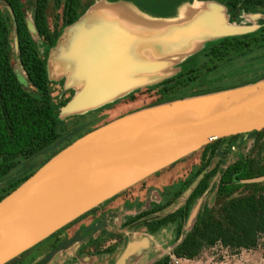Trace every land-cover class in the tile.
<instances>
[{
    "label": "trees",
    "instance_id": "1",
    "mask_svg": "<svg viewBox=\"0 0 264 264\" xmlns=\"http://www.w3.org/2000/svg\"><path fill=\"white\" fill-rule=\"evenodd\" d=\"M3 2L6 13L0 7V201L51 157L80 138L77 132H68L61 126L59 108L65 106L68 100L55 101L45 61L40 56L21 1ZM51 3L54 11L60 13V16L56 15L54 25L50 24L48 17ZM222 3L227 9L228 22L233 26H241L245 15L264 11V0H222ZM83 14L84 0H36L33 15L36 33L47 44L55 46L62 34L60 24L74 26ZM11 33L14 34L20 73L13 63L15 56L11 48ZM263 50L264 26L241 35L213 38L204 42L198 51L186 56L177 65L178 71L175 74L146 87L140 86L122 100L135 102L139 94H148L151 100L141 108L144 109L187 97L254 84L264 79V66L244 67L239 73L243 77L239 76L236 82L222 87L204 89L201 79L205 73L216 75L220 70L234 65L237 60ZM201 56L204 59L198 62L197 59ZM193 62L197 63L192 65ZM248 138L254 141L253 150L244 154ZM48 151L51 153L45 162L23 165V174L5 184L10 174L20 166L21 160L29 161ZM201 151L199 161L191 166L190 172L182 180L160 191L159 202H151L144 211V203L139 200L124 204L128 210L137 209L139 212L136 216L127 218L121 225L123 230L139 223L135 229H145L148 235L157 237L170 226L176 227L172 254L161 256L151 264H172L171 256L183 261H194L204 250L218 245L232 253H240L243 250H255L264 242V182L242 183L244 180L264 176V130L223 138L205 146ZM234 155L237 156L236 159L230 161ZM205 171L207 173L184 203L166 214V210L179 204L180 199ZM160 173L161 171L155 176ZM216 178L218 183L215 198L219 205H202L192 227L186 230L193 210L211 190L212 182ZM137 186L89 211L7 264L22 263L31 251L52 240L58 241L62 233ZM118 211L116 208L100 214L94 218L93 226L52 245L51 250L39 262L32 264H48L57 252L76 243L82 245L78 257L85 255L87 248H91L94 254L102 255L114 253L120 244L126 247L128 240L121 234L107 230L109 220ZM97 233L99 235L95 238ZM108 241H116V244L101 250ZM84 242L85 246L82 244Z\"/></svg>",
    "mask_w": 264,
    "mask_h": 264
},
{
    "label": "water",
    "instance_id": "2",
    "mask_svg": "<svg viewBox=\"0 0 264 264\" xmlns=\"http://www.w3.org/2000/svg\"><path fill=\"white\" fill-rule=\"evenodd\" d=\"M218 11L204 15L199 21L203 27L207 24L214 27V35L206 41L253 32L232 34L241 27L230 25L228 16L218 15ZM82 20L78 22L81 24ZM219 29L232 33L221 34ZM142 82L138 80V88ZM116 94L98 97L108 99ZM263 130L264 80H261L144 108L82 136L0 201V264L14 260L89 211L205 146ZM206 173L193 183L184 200ZM261 182L264 176L242 181ZM200 207L198 204L194 209L189 223L196 219ZM132 251L133 245H129L116 264H125Z\"/></svg>",
    "mask_w": 264,
    "mask_h": 264
},
{
    "label": "crops",
    "instance_id": "3",
    "mask_svg": "<svg viewBox=\"0 0 264 264\" xmlns=\"http://www.w3.org/2000/svg\"><path fill=\"white\" fill-rule=\"evenodd\" d=\"M215 10L211 3L202 0H190L189 3H180L179 0H93L86 3L84 0V14L80 17L83 22H79L81 27L77 29V37H80L82 31L85 32L82 37L84 42L78 41L74 36L69 43L82 51L95 40L102 53L99 58L85 57V64L77 68L71 66L67 69V74L60 73L63 64L57 69L55 63L64 54V51L58 54L61 36L55 46H50L38 35L34 37L40 56L45 61L52 90L53 79L61 80L62 93L59 99L54 97L55 101L68 100L65 106L59 108L62 128L71 133L77 132L81 138L118 118L141 110L129 108L130 110L116 111L124 108L125 104L129 107L130 101L126 103L122 99L138 89V80L143 81L140 85L143 88L172 76L178 71L177 65L186 56L198 51L202 43L214 35V27L208 24L203 27L199 21ZM90 60L99 65L85 76ZM91 78L101 79L106 87L113 86L111 93L117 94L112 98L100 99V91L90 101L76 104ZM152 177L155 174L149 178ZM116 208L120 210L121 207ZM84 223L80 222L73 233L68 230L62 233L58 241L52 240L34 249L20 264L39 262L51 250L52 245L93 226L95 219L87 225ZM98 235L97 233L94 237ZM126 240V247L123 246L121 250L117 247L106 258L103 254H94L91 248H87L85 255L78 257L82 245L76 243L57 252L48 264H116L129 245H133V251L125 264H139L146 253L154 249L155 242L147 234L133 235ZM82 244L86 245L85 242ZM34 251L36 255L32 254Z\"/></svg>",
    "mask_w": 264,
    "mask_h": 264
},
{
    "label": "rangeland",
    "instance_id": "4",
    "mask_svg": "<svg viewBox=\"0 0 264 264\" xmlns=\"http://www.w3.org/2000/svg\"><path fill=\"white\" fill-rule=\"evenodd\" d=\"M20 1L26 12L27 21L32 22V20L34 19L33 15L35 11L36 0H20ZM91 1L93 0H86V3L88 2L90 3ZM203 2L211 3L212 8L219 10L218 15L220 14L221 16H228L227 9L223 5L222 0H206ZM0 7L3 8V10L6 13L5 3L3 2V0H0ZM57 14L60 16V13H57L54 11L53 3H51L50 9L48 11V17H49V21L51 25H54ZM210 14H213V12H211ZM78 24L79 22L74 27L63 26L62 24H60V30L62 31V34H61V41L59 42V45H58V54L59 52L62 53L63 51H64L63 52L64 54L62 55V58L59 59V61H55L57 69L59 66H61L60 64H63V68L60 70V73L64 72L65 74H67V71H68L67 69L70 68L71 66L74 68H77L78 66L81 67L82 64H85V61H87L85 60V57L91 59V57L96 56L97 58H99V56L102 53V49L99 48V46L97 45L99 43L95 40L92 41L90 44H88L86 48H83L82 51L78 50V48H74L75 47L74 44L69 43L71 41L70 38L74 36H76L78 41L84 42V40H82V37L84 36L85 32L82 31V33L80 34V37H77L78 35L77 29L81 27V25H78ZM260 26H264V11L253 13L251 15H245L243 18V24L240 26L241 28L236 31H233V33L232 32L229 33L227 31L225 32L220 29H219V32L221 34H231V33L234 34L235 32L241 33V32H247V31H254ZM84 28L86 29L87 27H84ZM30 29L33 33V36L36 37L37 33L35 31L34 22L30 24ZM11 48L13 49L14 56H15L14 57L15 60H13V63L20 73V70L18 68V63L16 60V54H15L16 47H15V40H14L13 33H11ZM73 49H75V51H73ZM203 59L204 58L201 56L200 58L197 59V61L200 62V61H203ZM90 62L91 63L89 64V66H87V69H85V70H88V72L85 73V76L88 73H91L92 69L98 68V65H99L98 63L95 64L91 60ZM196 63L197 62H193L192 65ZM232 65H230L225 70H220L219 73L216 75L214 74L209 75L207 73L203 74L202 79H201V85L203 86V88L205 89V88H215V86L217 87L226 86L227 84H231L239 80L240 78L239 76H242V77L244 76V75H239V73L242 71L244 67H249L252 65L264 66V50L254 55H251L250 57L239 59L236 61V63L233 66ZM186 68H189V66H186ZM60 81L53 79V95L56 99H59L61 96L60 94L62 93ZM249 85H252V84H249ZM245 86H248V85H245ZM222 91H225V90H222ZM222 91H217V92H222ZM217 92H212L209 94H214ZM209 94H205V95H209ZM200 96H203V95H200ZM137 97L138 98L135 102H132V103L130 102L129 107L128 105L125 104L124 108H119L116 111L120 112L121 109L126 110L129 108L141 109V107L145 106L151 100L150 95L148 94H144V95L139 94ZM193 97H197V96H193ZM187 98H190V97H187ZM246 140L247 141L245 143L246 146L244 147V151L247 154L253 150L254 141L249 138ZM201 150H199L198 152L188 157L181 159L183 161L179 160L178 163L176 162L177 164L175 163L176 165H172L171 168L165 169V171H161V173L158 176L149 178L142 185H139V186L136 185L137 187H135L132 191L121 195L120 197L116 198L112 203L103 206L96 213L89 215L82 221H84L85 222L84 224L87 225V223H90L92 219L96 218L97 216H100V214L108 212L109 209L112 210L116 208L117 206H120L121 207L120 210L114 213V218L109 220L108 225H107V230L110 232L117 233V234H122L126 239L133 237V235L140 236L142 234H147L145 229H142V228L138 230L135 229V227L137 226L136 224L124 230L121 228V225L127 220L128 217L136 216L139 212V210L137 209L128 210L126 207H124V203L126 202L130 203V202H133L134 200H139L144 203V208L142 209L144 211L149 208L151 202H159L160 201V196H159L160 191L163 190L164 187L170 186L176 183L177 181L182 180L190 172L191 166L199 161L201 154H202ZM50 153H51L50 151H48L47 153H42L36 158H33L32 160H29V161L21 160L20 166L10 174V177L7 178V181L5 182V184L11 180L13 181L17 179L23 174L24 172L22 170L23 165L29 164V163H43L48 159ZM236 157L237 156L234 155L233 158L230 159V161H233L234 159H236ZM197 179H199V177ZM217 183H218V178H216L212 182L211 190L208 193H206L203 196V198L199 201L198 204L200 206L208 204L211 207H217L219 205V203L216 201V198H215V189H216ZM183 203H184V199L181 198L177 206L174 205L170 207L168 210H166L165 213L168 214V213L173 212L174 210H176L177 207L181 206ZM79 223L75 224L68 231L70 233H73L78 228ZM192 223L193 221L187 225L186 230H189L192 227ZM148 236L151 237L150 235ZM152 238H153V241L155 242L154 249L146 253V255L140 260L139 264H151L152 262L156 261L161 256L171 255L172 249H173L172 243L174 242L176 238V227L170 226L168 229L161 232L157 237H152ZM113 244H116V243H113L112 241H108V243L104 244L101 250H104L105 248L109 246H113ZM119 247L121 250L123 245L120 244ZM32 254L36 255L37 253L35 252ZM106 255L107 254H103V257L106 258ZM158 255H160V257ZM171 257H172V264H177L176 261L174 263V260H173L174 256H171ZM178 264H264V242H262V244L255 250H248V251L243 250L240 253H232L231 251L218 245L214 248L204 250L201 256L194 261H184L183 262V260H180L178 261Z\"/></svg>",
    "mask_w": 264,
    "mask_h": 264
},
{
    "label": "bare ground",
    "instance_id": "5",
    "mask_svg": "<svg viewBox=\"0 0 264 264\" xmlns=\"http://www.w3.org/2000/svg\"><path fill=\"white\" fill-rule=\"evenodd\" d=\"M27 22L30 25L34 21L32 20V22L31 21H27ZM101 88H104V89L101 90ZM113 90H114L113 86L106 87L101 79H99V78L91 79L89 81V84L87 86L86 93H85L83 99H81L79 102H82L83 100H89L90 98H92L96 94H98L100 91H101L100 92L101 94H99V95L105 96V95L110 94Z\"/></svg>",
    "mask_w": 264,
    "mask_h": 264
},
{
    "label": "built area",
    "instance_id": "6",
    "mask_svg": "<svg viewBox=\"0 0 264 264\" xmlns=\"http://www.w3.org/2000/svg\"><path fill=\"white\" fill-rule=\"evenodd\" d=\"M100 206H102V205H100ZM173 260H174V263L176 261L177 264H178V261H180L179 259H176L175 257L173 258Z\"/></svg>",
    "mask_w": 264,
    "mask_h": 264
}]
</instances>
